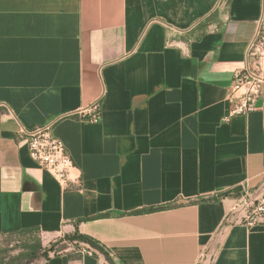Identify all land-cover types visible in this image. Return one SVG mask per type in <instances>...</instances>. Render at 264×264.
I'll use <instances>...</instances> for the list:
<instances>
[{
    "label": "crops",
    "instance_id": "obj_1",
    "mask_svg": "<svg viewBox=\"0 0 264 264\" xmlns=\"http://www.w3.org/2000/svg\"><path fill=\"white\" fill-rule=\"evenodd\" d=\"M263 9L0 0V236L78 233L111 261L86 245L37 264H264V215L244 224L264 199V86L256 111L227 119ZM95 104L97 123L78 119ZM46 124L80 183L60 186L18 140Z\"/></svg>",
    "mask_w": 264,
    "mask_h": 264
},
{
    "label": "built area",
    "instance_id": "obj_2",
    "mask_svg": "<svg viewBox=\"0 0 264 264\" xmlns=\"http://www.w3.org/2000/svg\"><path fill=\"white\" fill-rule=\"evenodd\" d=\"M246 65L234 72L230 87L229 115H247L257 110V100L264 86V9L257 23L254 39L247 49ZM80 120L97 123L100 119L99 104L77 113ZM226 119V120H227ZM53 125L46 124L33 129H20L17 138L27 146L30 159L42 170L49 173L64 187L68 182L80 183L78 169L74 165L63 143L52 132ZM264 215V199L250 206L244 224L253 227ZM93 250L83 249L80 255L92 254Z\"/></svg>",
    "mask_w": 264,
    "mask_h": 264
},
{
    "label": "rangeland",
    "instance_id": "obj_3",
    "mask_svg": "<svg viewBox=\"0 0 264 264\" xmlns=\"http://www.w3.org/2000/svg\"><path fill=\"white\" fill-rule=\"evenodd\" d=\"M36 242L41 243L42 251L36 259L32 260L27 258L28 248L24 245L33 246ZM83 249H88L86 244L70 242L67 236L63 235L54 238L44 237L39 233L26 236H0V264H37L46 257L60 254H79Z\"/></svg>",
    "mask_w": 264,
    "mask_h": 264
},
{
    "label": "trees",
    "instance_id": "obj_4",
    "mask_svg": "<svg viewBox=\"0 0 264 264\" xmlns=\"http://www.w3.org/2000/svg\"><path fill=\"white\" fill-rule=\"evenodd\" d=\"M207 19H205L203 22H201L198 27L199 29H203L205 27V25L207 24L206 21ZM200 201H205V199H202ZM209 201V200H208ZM152 211V210H150ZM32 233H38L35 229H28V230H23V231H19V232H15V233H10L6 236H26V235H29V234H32ZM67 239L70 241V242H81V243H84L86 245H88L90 248H93L94 250H97L99 253H101L102 255H104L106 257V259L110 261L106 251L98 244L96 243L95 241H92L90 238L86 237V236H82V235H79L78 233H75L74 235H70V236H67ZM24 247L28 248V255L27 258H30V259H36L38 254L42 251V246H41V243L40 242H36V244H34L33 246H27V245H24ZM22 257H25L24 255H22ZM48 259V257L45 258V260Z\"/></svg>",
    "mask_w": 264,
    "mask_h": 264
}]
</instances>
